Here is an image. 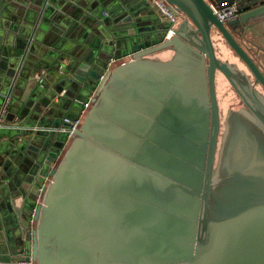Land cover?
<instances>
[{"label":"water","instance_id":"95a60500","mask_svg":"<svg viewBox=\"0 0 264 264\" xmlns=\"http://www.w3.org/2000/svg\"><path fill=\"white\" fill-rule=\"evenodd\" d=\"M165 1L180 23L137 0L107 34L138 48L97 76L69 147L38 177L16 264H264V73L235 33L264 16V0H240L232 31L207 0ZM214 31L250 73L218 58ZM162 49L169 58L153 56ZM219 74L247 107L228 111L223 132Z\"/></svg>","mask_w":264,"mask_h":264},{"label":"crops","instance_id":"0c3cea01","mask_svg":"<svg viewBox=\"0 0 264 264\" xmlns=\"http://www.w3.org/2000/svg\"><path fill=\"white\" fill-rule=\"evenodd\" d=\"M135 1L126 0L127 5L121 0H0V114L6 96L12 95L0 128L4 264L26 257V234L32 229L26 217L29 213L32 217L42 197V189L34 195L32 188L39 176L49 180L70 145L64 118L76 117L96 93L97 76L130 59L138 48V42H127L126 36L107 38L121 32L125 23L119 20ZM207 1L213 6L221 3ZM145 44L152 48L161 42L152 39ZM170 55L167 49L153 54L159 59ZM58 61L59 70L50 71ZM28 83L29 93L24 95Z\"/></svg>","mask_w":264,"mask_h":264},{"label":"rangeland","instance_id":"374dc122","mask_svg":"<svg viewBox=\"0 0 264 264\" xmlns=\"http://www.w3.org/2000/svg\"><path fill=\"white\" fill-rule=\"evenodd\" d=\"M217 1L222 2L224 0H217ZM226 1H229L234 6L236 5L237 8H239V6H242L240 0H226ZM171 9L175 13V15L179 17V13L175 9L173 8ZM262 13L264 15V11H262ZM236 24H238V20L237 21L229 20L225 22L226 27L228 28V30L231 31L233 30L232 28ZM247 24L249 27L246 29L242 28L240 30V33H238L239 35H237L236 38L239 41V43L243 46L245 51L252 57V59L258 64L259 68L264 73V18L262 16V19L260 18L254 21L251 17H249L247 19ZM213 35H214L213 38H214L216 54L218 58H220L221 60L235 62L238 64L240 68L250 73L245 63L240 61V59L233 53V50L226 44L222 35L218 31H214ZM218 77L224 79L223 76L220 74ZM217 83H218L217 98L220 104L222 105V109H227L228 106L234 108L236 106L235 104L239 103L237 100L238 95L236 96L235 91H233L231 87L228 86V82L225 79L224 82L220 83L218 81ZM257 89L259 92H262L264 94V89L259 84L257 85ZM230 96H233L234 98L231 99Z\"/></svg>","mask_w":264,"mask_h":264},{"label":"built area","instance_id":"2783aa9c","mask_svg":"<svg viewBox=\"0 0 264 264\" xmlns=\"http://www.w3.org/2000/svg\"><path fill=\"white\" fill-rule=\"evenodd\" d=\"M150 1L158 9V11L161 13V15H163V17H165L171 23V25H175L178 23L179 17H177L175 15L173 10L171 9L173 7L170 6L165 0H150ZM213 8H214L215 13L218 15L220 20H222L223 22L233 20L238 16L237 7L232 5L229 1H224V2H221L220 4L214 5ZM172 35H173V30H169L168 38H170ZM107 71H108V69H106V71L102 73L100 79L104 78V76L107 74ZM39 77H40V75L36 74V78H39ZM11 101H12V95L8 94L4 100L2 112L0 114V128L3 127V116L7 112V109L9 108ZM89 102H90V100H88L87 102H85L83 104L84 105L83 109L81 110V112L76 117L69 118L68 116H66L64 118V122L66 124V130H68L70 137L80 128V126L83 122V119L86 115L87 108L89 106ZM35 216H36V210L34 211V213L32 214V217L30 219V223L32 225L35 222ZM19 263L20 264H32V261L31 260H28V261L25 260V261H21ZM0 264H4V262L2 260H0Z\"/></svg>","mask_w":264,"mask_h":264},{"label":"flooded vegetation","instance_id":"af4514ba","mask_svg":"<svg viewBox=\"0 0 264 264\" xmlns=\"http://www.w3.org/2000/svg\"><path fill=\"white\" fill-rule=\"evenodd\" d=\"M237 35H239L238 32H236V37H237ZM224 61H226V60H224ZM229 62H231V61H229ZM240 69H242V68H240ZM228 86H230L232 88V90L235 91L233 89V87L229 83H228ZM255 90H256L257 93H260L258 91L257 87H256ZM235 94H236V92H235ZM236 96H237V94H236ZM237 100H238L239 103L235 102L237 104H235L236 106L234 108H231L230 106H228L227 109H222V105L219 102V109H220V116H221V132L224 131V127H225L224 123H225L226 115H227L229 110H231V109L237 110L239 108H247L246 105L244 104V102L242 101V99L239 96H237Z\"/></svg>","mask_w":264,"mask_h":264}]
</instances>
